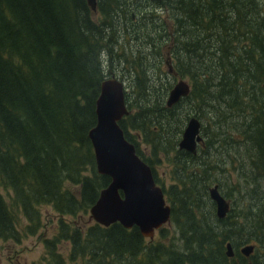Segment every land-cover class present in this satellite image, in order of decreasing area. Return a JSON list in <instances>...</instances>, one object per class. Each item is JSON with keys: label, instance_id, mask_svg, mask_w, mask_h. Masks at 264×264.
I'll return each mask as SVG.
<instances>
[{"label": "trees", "instance_id": "1", "mask_svg": "<svg viewBox=\"0 0 264 264\" xmlns=\"http://www.w3.org/2000/svg\"><path fill=\"white\" fill-rule=\"evenodd\" d=\"M167 52L189 84L170 108ZM110 75L128 89L118 126L170 209L152 240L79 223L109 183L87 133ZM190 117L194 155L177 148ZM42 206L57 219L34 264H264V0H95L94 15L86 0H0V241L36 235Z\"/></svg>", "mask_w": 264, "mask_h": 264}, {"label": "water", "instance_id": "2", "mask_svg": "<svg viewBox=\"0 0 264 264\" xmlns=\"http://www.w3.org/2000/svg\"><path fill=\"white\" fill-rule=\"evenodd\" d=\"M95 14V0H86ZM168 75L175 77L169 57L164 58ZM189 93V84L181 79L174 82L167 93L165 107L170 108ZM127 115L124 103L123 84L116 78H105L99 85L95 101V125L87 133L95 171L106 176L109 183L98 193L97 199L88 209L85 224L95 223L108 227L117 223L124 229L135 227L143 238L152 239L154 231L169 222V206L165 204L161 189L155 185L149 167L135 154L132 144L123 136L118 122ZM202 146L200 123L190 117L182 130L177 144L178 150L194 155ZM214 205L217 219H223L229 211V202L213 185L207 191ZM84 219V218H83ZM82 219V220H83ZM224 255L233 257L229 243L225 244ZM253 245H244L238 252L247 258Z\"/></svg>", "mask_w": 264, "mask_h": 264}, {"label": "rangeland", "instance_id": "3", "mask_svg": "<svg viewBox=\"0 0 264 264\" xmlns=\"http://www.w3.org/2000/svg\"><path fill=\"white\" fill-rule=\"evenodd\" d=\"M166 55L168 57V52ZM167 78L171 81V84L174 83V79H171L170 76ZM123 85V90L128 92L127 86L124 83ZM199 122H201V120ZM157 174L161 180L162 187L165 188L169 186V177L163 166L157 169ZM39 211L43 228L39 229L36 235L22 239L19 244H15L11 241H0V264H34L41 260V257L44 255L42 240L53 236L55 232L54 223L57 216L49 207L42 206L39 208ZM86 217L87 216H84V219L80 220L79 223L81 226L83 223L85 224ZM22 226H24V222L20 221L17 229L20 231ZM154 237L156 236L154 235ZM59 251L65 256L67 253L66 246L61 244Z\"/></svg>", "mask_w": 264, "mask_h": 264}, {"label": "bare ground", "instance_id": "4", "mask_svg": "<svg viewBox=\"0 0 264 264\" xmlns=\"http://www.w3.org/2000/svg\"><path fill=\"white\" fill-rule=\"evenodd\" d=\"M110 77L116 78V76H114V75H110L109 77H106V78H110ZM123 95H124V92H123ZM201 144L203 145V139H202V137H201Z\"/></svg>", "mask_w": 264, "mask_h": 264}, {"label": "flooded vegetation", "instance_id": "5", "mask_svg": "<svg viewBox=\"0 0 264 264\" xmlns=\"http://www.w3.org/2000/svg\"><path fill=\"white\" fill-rule=\"evenodd\" d=\"M177 80V77H174V82ZM173 85V84H172Z\"/></svg>", "mask_w": 264, "mask_h": 264}]
</instances>
